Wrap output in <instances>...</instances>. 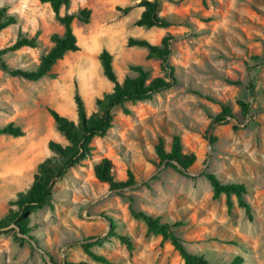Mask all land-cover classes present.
Segmentation results:
<instances>
[{
  "label": "rangeland",
  "instance_id": "obj_1",
  "mask_svg": "<svg viewBox=\"0 0 264 264\" xmlns=\"http://www.w3.org/2000/svg\"><path fill=\"white\" fill-rule=\"evenodd\" d=\"M139 1L70 0L60 16H77L83 8L91 15L87 24L74 19L79 50L54 65L50 74L55 77L31 82L0 70V126L13 122L23 131L21 137L0 135V220L17 210L9 202L31 186L37 166L54 156L48 142L68 144L47 108L77 123L75 93L90 115L97 110L95 100L112 91L98 59L102 50L112 55L119 83L135 76L130 67L136 65L149 72L150 80L174 78H167L171 85L151 99L128 104L130 115L113 112L107 135L94 137L89 155L55 182L52 207L30 213L33 240L16 239L13 226L0 231V264H100L84 254V243H92L91 250L111 264H183L168 242L148 235L131 217V199L134 209L163 222H181L176 236L210 263L228 264L239 255L243 264H264V0H162L160 15L172 25L149 29L135 26L143 11ZM125 7L130 11L123 14ZM0 8L15 20L0 33V50L18 36L37 43L34 49L6 52L3 61L11 69H36L52 47L50 37L62 35L63 26L49 5L37 0H0ZM167 35L173 37L171 69L164 71L160 60L147 58L146 49L126 45L129 37L159 45ZM239 102L249 105L246 116ZM222 106L230 108L232 118L212 124ZM174 135L183 152L197 158L188 175L157 166V138L169 150ZM102 158L111 161L119 181L130 171L135 186L119 194L98 182L93 166ZM204 173L222 183L244 184L252 219L233 196L231 210L224 196L214 200ZM109 220L115 225L112 233ZM118 235L129 238L132 251Z\"/></svg>",
  "mask_w": 264,
  "mask_h": 264
},
{
  "label": "trees",
  "instance_id": "obj_2",
  "mask_svg": "<svg viewBox=\"0 0 264 264\" xmlns=\"http://www.w3.org/2000/svg\"><path fill=\"white\" fill-rule=\"evenodd\" d=\"M41 4L49 5L55 19L63 26L62 35L53 34L50 37L52 47L44 54L39 61L36 69L26 70L23 68L11 69L3 61L2 56L6 52H13L22 48L34 49L37 46L35 38H27L18 36L15 42L4 49L0 50V70L7 72L11 77L21 78L27 81L36 82L45 76L54 78L51 73L54 65L62 60L66 53L79 50L77 39L73 32L72 24L74 19H78L83 24H87L91 15L88 8L81 9L77 16L66 14L60 16L61 7L68 8L70 0H37ZM162 0H140L138 7L143 8L140 17L136 20L135 26L149 29L152 27L168 28L172 22L164 16L160 15V3ZM123 14L130 11V7L122 10ZM15 20L12 16L6 14L4 8H0V33L7 27L13 25ZM172 36L163 37L159 45H152L145 39H136L129 37L126 41L128 47H138L147 50L148 59H157L161 61V69H171L168 65V59L171 55L170 40ZM98 59L102 68L103 75L113 84L112 91L103 94L101 98L95 100L96 111L87 115L86 107L83 99L78 93L74 95V104L76 107L77 123L60 115L53 109L47 108V113L53 120L56 131L65 137L68 144L62 146L60 143L49 141L47 147L54 156L45 159L37 166L36 174L33 176L31 186L22 193H18L16 199L9 202L10 206L16 205L17 210L10 209L6 216L0 220V231L13 226L14 237L20 241L25 238L33 240L30 236V213L44 207H52L51 201L54 196L55 182L62 179L69 168L74 167L79 161L89 155L92 147L90 146L94 137H104L113 127V112L119 109L124 115H130L128 104H135L149 100L156 93L168 88L171 83L167 78L174 81L173 76L157 77L150 80L149 72L142 66H131L130 70L135 73L134 77L126 76L121 83L118 82L117 75L112 65V55L107 50H102L98 55ZM257 60V57H251ZM242 115L246 116L249 111V105L239 102ZM232 118L230 108L221 107L219 114L212 117V124H221L226 119ZM233 129H237L236 126ZM0 135L21 137L23 131L13 122H9L0 126ZM211 144L215 142L212 137ZM154 153L158 159L157 166L166 165L174 169L182 175H188L191 168L195 164L197 158L193 153H184L181 139L178 135L172 136L170 149L166 150L164 139L157 138L154 145ZM180 167V168H178ZM93 173L98 182L106 184L108 189L113 192H120L131 189L135 186L136 180L134 175L128 171L126 180L119 181L115 179L113 173V164L107 158H102L93 166ZM202 176L208 181L212 188L213 199H219L224 196L226 199L227 209L233 207V196L236 199V205L242 208L248 217L251 216V206L245 200L246 187L242 183H222L214 174L204 173ZM132 199L130 200L129 213L131 217L141 222L146 227V233L152 236H159L161 243L168 242L172 248L179 254L183 260V264H214L207 261L203 256L189 252L183 245L182 241L176 236V230L182 226L181 222H163L160 217H154L148 213L134 209L132 207ZM111 233L114 226L109 220ZM18 235L23 236L19 238ZM119 240L126 246L128 251L133 250V244L126 236H119ZM92 243H84L81 248L93 262L100 264H111V262L102 255L91 250ZM66 264H88L86 262L66 263ZM226 264V263H219ZM228 264H243V258L239 255L235 256Z\"/></svg>",
  "mask_w": 264,
  "mask_h": 264
},
{
  "label": "water",
  "instance_id": "obj_3",
  "mask_svg": "<svg viewBox=\"0 0 264 264\" xmlns=\"http://www.w3.org/2000/svg\"><path fill=\"white\" fill-rule=\"evenodd\" d=\"M178 168H180V167H178Z\"/></svg>",
  "mask_w": 264,
  "mask_h": 264
}]
</instances>
